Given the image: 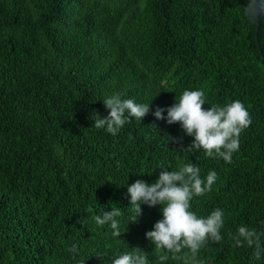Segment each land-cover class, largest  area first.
I'll list each match as a JSON object with an SVG mask.
<instances>
[{
  "label": "trees",
  "instance_id": "1",
  "mask_svg": "<svg viewBox=\"0 0 264 264\" xmlns=\"http://www.w3.org/2000/svg\"><path fill=\"white\" fill-rule=\"evenodd\" d=\"M246 4L0 0V264H111L137 247L159 264L145 233L162 219L160 206L141 205L131 222L127 188L188 163L202 178L217 174L190 211L221 209L223 239L195 257L168 253L166 264H264V17L258 44ZM184 90H203L205 108L239 100L248 110L231 163L181 152L193 138L153 116ZM117 93L150 111L113 136L93 120L107 116L102 101ZM115 207L120 237L95 223ZM240 226L259 235V258L256 245L233 246Z\"/></svg>",
  "mask_w": 264,
  "mask_h": 264
},
{
  "label": "clouds",
  "instance_id": "2",
  "mask_svg": "<svg viewBox=\"0 0 264 264\" xmlns=\"http://www.w3.org/2000/svg\"><path fill=\"white\" fill-rule=\"evenodd\" d=\"M102 104L107 110V116L101 117L94 112L93 126L113 136L133 118L141 121L150 111L149 103L122 99L118 93L105 97ZM204 105L206 100L203 90H184L179 97H175L170 107H157L152 114L156 120H165L169 125L178 123L184 134L193 138L187 148H181V152L203 150L206 157L221 158L225 163H231L233 153L239 150L241 132L252 123L250 114L239 100L223 106L205 108ZM165 112L166 116L163 115ZM167 141L182 144V137L169 136ZM216 180L215 171H209L202 178L200 168L188 163L182 164L176 171L161 169L153 183L136 180L127 188L129 204L135 213L131 222H136L142 215L141 205L149 208L160 206L162 219L145 233V239L161 251L159 264H166L168 253L173 254V259H180L176 254L188 249L195 257L209 239L217 243L222 241L220 230L224 226V213L221 209L213 210L207 217H198L190 211V201L209 192ZM120 215L121 209L115 207L102 216H96L95 223L100 226L109 225L113 230L112 235L120 237L122 232L116 219ZM231 238L234 247L256 245L259 258L261 249L255 229L240 226ZM71 251H76L75 245ZM111 264H149L148 254L139 247L133 248L118 255Z\"/></svg>",
  "mask_w": 264,
  "mask_h": 264
},
{
  "label": "water",
  "instance_id": "3",
  "mask_svg": "<svg viewBox=\"0 0 264 264\" xmlns=\"http://www.w3.org/2000/svg\"><path fill=\"white\" fill-rule=\"evenodd\" d=\"M245 16L256 24V41L261 19L264 17V0H247ZM259 44V43H258Z\"/></svg>",
  "mask_w": 264,
  "mask_h": 264
}]
</instances>
